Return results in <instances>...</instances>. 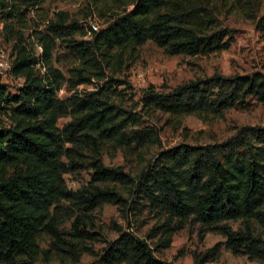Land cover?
<instances>
[{
	"label": "trees",
	"instance_id": "trees-1",
	"mask_svg": "<svg viewBox=\"0 0 264 264\" xmlns=\"http://www.w3.org/2000/svg\"><path fill=\"white\" fill-rule=\"evenodd\" d=\"M12 1L27 9L43 0ZM129 3L130 9L110 16L88 39L75 38L79 25L69 20L67 12L58 11L37 33L40 54L25 46L13 47L11 68L24 80L15 91L0 81V111H4L0 117V264H36L39 232L59 239L56 210L61 201L85 215L103 202L125 200L109 183L132 186V195L166 215L160 226L167 235L163 247L169 244L170 234L189 219L200 224L202 233L214 232L224 238L200 256L193 252L192 264L218 258L220 246L264 264V235L255 227L264 231V126L242 125L220 141L181 143L161 150L135 177L120 166L104 165L103 144L138 149L158 139L153 126L132 128L129 122L139 125V118L108 100L110 84L116 80H106V68L115 49L135 48L150 40L167 55L191 56L226 50L234 39L233 30L218 23L213 0ZM10 6L9 0H0V9ZM255 28L264 37V7ZM57 40L79 60L78 66L69 68V87L94 79L102 81L99 86L57 97L63 78L51 62ZM37 64L46 69L42 75L34 69ZM251 99L264 104L262 71L214 72L168 91L150 85L142 89L141 103L182 116L248 107ZM10 116L13 123L6 124ZM66 117L69 119L59 126V119ZM81 162L90 166L91 178L73 191L64 174ZM228 221H238L239 226L233 229ZM75 222H81L80 215ZM63 264L175 263L160 259L145 239L118 227L116 237L106 242L96 258L82 263L73 256Z\"/></svg>",
	"mask_w": 264,
	"mask_h": 264
},
{
	"label": "rangeland",
	"instance_id": "rangeland-1",
	"mask_svg": "<svg viewBox=\"0 0 264 264\" xmlns=\"http://www.w3.org/2000/svg\"><path fill=\"white\" fill-rule=\"evenodd\" d=\"M12 7L0 9V48L7 54L11 63L14 45L25 46L27 51L40 54V41L37 33L44 30L46 23L53 19L58 11L67 12L69 20H75L79 31L77 39H85L89 22H96L102 27L110 16L130 9L131 0H43L37 6L25 9L24 6L9 0ZM216 3L218 23L232 29L234 39L226 50L199 55H167L163 47H158L148 40L135 48H120L112 52L109 67L106 68V80L112 78L108 100L122 109L129 110L139 118V125L130 121L132 128L153 126L157 132L156 142L146 143L138 149L118 147L111 142L102 145L103 163L109 167L120 166L124 172L135 177L153 160L161 150L181 143L200 145L220 141L231 135L242 125L264 126V104L256 99L250 100L248 107H233L218 113H202L174 116L158 110L146 108L141 103L142 89L152 85L158 91H168L175 85L190 79L203 78L218 72L223 75L249 74L254 71L264 72V37L255 28V21L264 7V0H213ZM81 32H85L83 35ZM52 50V66L58 70L61 79V91L58 98H65L73 91L94 90L102 83L96 79L89 84H80L75 88L68 85L69 68L79 65V60L61 40ZM10 69L0 75V81L15 91L24 80L22 74H15ZM37 74L42 75L45 67L34 66ZM0 111V117L3 114ZM9 114L10 111L8 110ZM8 114V113H7ZM9 116V115H8ZM6 124L13 123L8 117ZM69 117L61 118L59 126ZM133 146V145H132ZM88 160V159H87ZM91 168L87 163L64 174L68 189L77 190L89 183ZM122 193L125 200L103 202L93 210L84 213L68 201H61L56 210L59 220V239L49 232L40 231L37 236L38 253L36 264L69 263L73 256H78L82 263L96 258L106 242L117 235V228L133 232L145 239L155 250L156 255L175 264H192L193 252L202 255L224 238L214 232L200 231V224L189 219L184 227L170 234V242L163 247L167 235L160 230L166 215L151 209L144 199L131 193L130 185L109 183ZM264 207V205H263ZM80 215L81 222L75 218ZM76 223V226L74 224ZM233 229L239 222H227ZM257 231H264L255 225ZM205 264H260L246 256H236L219 247L218 258Z\"/></svg>",
	"mask_w": 264,
	"mask_h": 264
},
{
	"label": "built area",
	"instance_id": "built-area-1",
	"mask_svg": "<svg viewBox=\"0 0 264 264\" xmlns=\"http://www.w3.org/2000/svg\"><path fill=\"white\" fill-rule=\"evenodd\" d=\"M85 38H90L93 32L99 29L96 22H89ZM41 47V46H40ZM42 50V49H41ZM11 63L8 60L7 54L0 48V75H4L10 69ZM61 91V90H60Z\"/></svg>",
	"mask_w": 264,
	"mask_h": 264
}]
</instances>
